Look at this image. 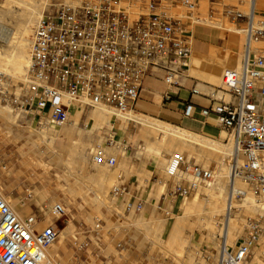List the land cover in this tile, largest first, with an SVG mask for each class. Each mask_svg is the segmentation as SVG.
Instances as JSON below:
<instances>
[{
  "label": "built area",
  "instance_id": "obj_1",
  "mask_svg": "<svg viewBox=\"0 0 264 264\" xmlns=\"http://www.w3.org/2000/svg\"><path fill=\"white\" fill-rule=\"evenodd\" d=\"M211 5L220 0H208ZM199 0H48L35 23L30 38L29 66L23 94L16 95L0 74V101L24 117L55 126L69 122L72 105L103 106L118 112L131 110L138 101L144 81L160 78L167 87H181L192 51V35L187 21L193 17ZM250 2V7H251ZM184 9L186 16L173 11ZM221 15L243 22L245 44L239 70H224L221 85L202 95L209 105L198 114L214 118L231 137L235 158L228 182L229 201L240 200L233 182L248 185L252 196L263 206L260 214L246 219L242 235L233 250L223 245L216 264H264V54L251 53V40L261 41L264 18L261 13L253 28V11L243 14L237 6H221ZM167 92L165 97H169ZM195 108L186 104L182 115L192 118ZM105 145V146H104ZM107 146L117 145L113 137L95 145L91 157L96 165L113 168L116 160L105 156ZM167 178L178 179L174 188L162 192L154 210L164 216V204L185 199L200 186L212 183L210 169L190 163L181 154L172 155L165 169ZM189 175L190 180L183 178ZM143 180L142 183H146ZM142 185L120 182L109 196L119 200L125 214H139L146 206ZM171 211H166V215ZM66 215L64 206L54 204V221L38 230L35 216L20 219L0 196V264H45L46 250L58 238L55 222ZM100 222L93 233L98 236ZM220 240H224L222 237ZM122 244H117L121 249Z\"/></svg>",
  "mask_w": 264,
  "mask_h": 264
},
{
  "label": "rangeland",
  "instance_id": "obj_2",
  "mask_svg": "<svg viewBox=\"0 0 264 264\" xmlns=\"http://www.w3.org/2000/svg\"><path fill=\"white\" fill-rule=\"evenodd\" d=\"M236 2L237 0H235V4L220 0L216 2V4L211 5L208 0H199L194 16L196 14L200 19H216L221 21L223 25L226 24L231 27L243 29V22H232L228 18H223L221 15V4L232 6L236 5ZM8 7L13 9L12 15L14 18L11 15L0 19V53L2 54L8 52L11 44L15 41L17 36L15 27L16 19L21 13V9L13 8L12 4L6 3V0H0V10L7 11L8 9H11ZM203 7L206 8V12L203 11ZM173 12L177 16L187 15L186 10L184 9H176ZM257 13H261L264 18V9L256 11L255 22L258 18ZM196 25H192L191 20L186 23L188 35H191L192 33L193 36L192 48L195 41L202 42V39L197 35V30L204 27ZM228 34L231 35L227 31L220 30L216 40L207 43L208 47L213 46L216 48V54L219 57H222L224 54L223 50L226 48ZM242 34L243 33H241V35L239 34L240 36H233L238 39L240 38L241 43H243L244 34ZM31 35L32 34L30 33L26 37L29 42ZM255 45L256 48H259L258 51L261 50L262 53L260 54H264V38L261 41H257ZM240 50H243L242 47ZM255 53L258 52H254V54ZM238 54L242 58V55L240 53ZM223 70L224 68H222L218 74V83L209 82L198 76L191 75L185 80L180 81L181 87H167L166 85L165 87L168 90H180L179 92L181 96L186 97L188 96L187 91H190L192 88L198 90V92L202 94H208L210 88L219 85L221 72ZM3 76L5 77L6 82H9L8 86L11 87L14 94H23V84L21 82L14 81L5 75ZM201 81H204L203 84L206 88L199 90L197 84ZM186 85H189L190 87H187ZM154 99L155 96L151 95L145 103L149 106H153L155 105ZM138 102L139 100L130 111L135 109ZM165 102L166 100L164 99V103ZM161 104L162 97L160 95V106ZM74 106L75 105H72V107ZM4 107L9 109L10 114L7 120L0 118V145L4 147L3 151L8 156L11 169H8L6 162L0 164V192L9 196L13 201H21L22 203L20 205L27 206L30 215L37 218V224L42 225L36 227L38 230H42L54 221L50 215L51 207L54 204L60 203L66 210V215L55 222L59 231L58 238L47 249L48 251L54 246L57 247V253L54 258L56 262L53 260L51 264H120L122 262L124 264H216L219 256V249L224 245V240H220V236L222 237V235L220 227L217 224V222L222 219V214L221 212H216V214L212 213L216 221L213 225V222H211L210 219L212 214L208 211L206 212V210H209L210 204L216 201L214 198L212 199L213 195L210 191L202 188L204 185L200 186L195 194L185 199L178 198L170 204L166 202L164 204V216L154 210L159 195L162 192L166 193L169 190H172L178 180L167 178L163 172L168 159L176 153L181 154L186 160L190 161V163L204 169H210L212 173H214L216 171L215 160L207 151H202L199 146L191 145L189 143H174L173 146V144L171 145L165 142V135L162 133H151V143L145 142L143 137L140 138L138 136L139 132L141 134L143 132V126L139 121H132L135 124L129 122L125 126L114 125L111 126V128L103 126L101 128H95L89 133L85 127V120L94 108L83 109L81 107L82 113L77 128L71 126L73 120L71 121L72 118L70 113L69 122L66 125L60 127L55 126V128L60 131V144L57 149H61V147L66 149L65 152H62L63 155H67V151L71 148L72 143H78L79 151L83 150L86 155V161L84 163H81L79 160L71 161L69 159V168L74 175L73 177L72 175L64 173L61 167L49 162L50 153L45 154L46 146L44 144H38L35 146L31 143V141H37L36 133L41 130L42 123L49 125L50 122L43 121L39 126L36 124L34 118L24 117V115L18 110L7 106L0 101V108ZM158 112L151 113V117L159 119ZM124 113L125 112H121V114ZM137 117L142 119L143 116L137 115ZM195 117L199 118L201 121H207L211 125L213 132L217 135V139H213V141L220 142L223 145L232 143L229 134L216 124L214 118L209 117L204 119L200 115ZM171 124L184 128L177 123ZM189 131H191V133L194 132V134H201L195 130ZM110 135L116 141L117 145L115 147L106 145L105 156L113 157V155L106 151L107 149H117L120 151L121 158L123 154L121 151L123 146L121 144H124L126 145L129 162L126 169H119L120 158L119 161L116 160V164L113 168H107L106 165H102L105 167L104 170H106V172L114 171V174L110 182L107 184L105 192L102 194H95L97 199L92 201V203L95 204L93 205L90 201V199L94 197L92 191L93 187L88 180L83 182L79 173L87 175L88 168L91 165L92 167L101 166L96 165L93 162L91 150L95 145L104 142ZM165 148L171 151L167 152ZM88 164L89 166L86 168ZM144 167L150 170L148 178L146 175H138L137 173ZM1 177L8 179L9 182L2 184ZM189 177V175L183 176L184 179L187 178L186 180H190L191 177ZM143 180H147V182L142 183ZM126 181H136L143 187L142 194L146 201V206L139 214L127 215L123 213V206L119 200L112 199L109 196V191L114 185ZM47 186L50 187L48 199L41 205H37V203L33 201V193L37 189L40 190ZM246 187L251 195L249 186L246 185ZM72 189L77 190V192L73 193L71 191ZM80 189H82L81 195ZM229 189L228 184L224 193L225 195H227ZM101 198H104L105 200H100ZM192 200L196 201L200 207L197 211L199 216L197 215L198 213L186 215L184 219L186 225L182 231V236L186 239V243L183 248L180 249V254H178V258H176L173 254H169L164 248H161L158 245L159 243H162V241L159 239L157 229L160 223L161 225L163 224L164 232L162 234V240L166 243L172 223L176 217L182 214L181 205H188ZM219 201L220 200H217L218 204ZM241 202V199L238 201L236 200L237 204H240ZM219 207L220 204L218 205V209ZM166 211H171V214L166 215ZM200 211L202 212L200 213ZM204 211L206 212V215ZM231 214L237 221L236 223L241 224L239 222L242 220V230L247 218L258 215L251 214L248 211L246 214V210L243 208L239 210L232 209ZM27 217L28 215L24 218ZM47 219L48 222L42 224ZM152 219H156V221ZM98 221L100 222L101 231L98 236H95L93 233L89 232L93 230ZM66 229L67 231H65ZM137 230H142V235L139 234ZM241 233L236 238L237 240H235L236 244ZM152 237H154L153 240H155L156 244L155 242L151 243L152 246L150 247L142 244V241H148ZM235 241L232 246L234 248L236 246ZM123 242H125L126 245H123ZM119 243L123 246L121 249L117 248V244ZM232 249L233 248H231V250Z\"/></svg>",
  "mask_w": 264,
  "mask_h": 264
},
{
  "label": "bare ground",
  "instance_id": "obj_3",
  "mask_svg": "<svg viewBox=\"0 0 264 264\" xmlns=\"http://www.w3.org/2000/svg\"><path fill=\"white\" fill-rule=\"evenodd\" d=\"M225 1L228 3L235 4V0H225ZM250 2L252 5L251 7H250ZM6 3L12 4L13 8L21 9V13L16 19L15 27H16L17 36L15 38V41H13L11 46L9 44L10 49L8 50V52L4 54L0 53V74H3L13 79L14 81L21 82L24 87L25 82H26V71L29 66V49H30V42L26 37L30 33L31 34L33 33L35 23L41 17L42 12L46 8L47 0H6ZM222 5L223 4H221L220 6ZM232 6H237L238 9L243 14H247L249 10L253 11L254 21H253L252 32L254 33V30L257 28V24L255 22L256 11L259 9L260 10L264 9L263 8L264 0H237L236 5H232ZM8 8H11V7H8ZM203 11L206 12L205 7H203ZM12 12H13L12 8L8 9L7 11L0 10V19L11 16ZM258 14L259 13H257V16ZM193 24L195 25L197 24L198 26L200 25L205 26V27L212 28V29L224 30L230 33L231 35H239V34L241 35V33H243L244 34V35L242 34L244 36L243 43H241L240 38L238 39V43H239L240 48L242 47V49L244 50L245 35H246L245 33L246 27L244 25H243L244 26L243 29H239V28L228 26L226 24L223 25L221 21H218L216 19L210 20L206 18L200 19L198 21H196V18H193L192 25ZM263 38H264V35H263ZM256 42L257 41H254V40L250 41V44H249L250 52L251 53H254V52L262 53L261 50L258 51L259 48L255 47ZM242 56H243V52H242ZM241 61H242L241 56H239L238 53H234L231 51L225 52L222 57L215 56V55H210L206 57V56H202L200 54L192 52L188 59V64L185 68V76H191L194 73V71H196L197 68L203 65L209 70L211 81L217 82L218 74L220 73L222 68H224V70H227V69L239 70L241 66ZM223 71L221 72V76H222ZM221 76H220V83L217 87L221 85ZM217 87H214L208 91H211L213 89L216 90ZM198 88H201V87L199 86ZM93 108H94L93 111L86 118V126L88 127L87 132L89 133H91L95 128H101L105 123H109L112 120H117L121 124L127 123L129 121H134V122L139 121L143 126L144 134L162 133L165 135L164 140L168 144H171V145L173 144L174 146V143H181V144L189 143L191 145L199 146V148L202 151H207L209 154H211V156L214 157L215 164H216V171L213 173L214 180L212 183L205 184L202 188L204 190L210 191L213 195L212 199L214 198L216 202L211 203L209 210H206V212L208 211L210 214L212 213L216 214V212H221L222 219L219 222H217V224L220 227L221 235L224 238L225 249L226 250H231V248L234 249V247H232L234 244V241L237 240L236 238L242 231V222H241L242 220L240 219L241 218L240 217L239 219L241 221L239 223L241 224L236 223L237 221L235 220V218L232 217V214H231L232 209L239 210L243 208L246 210V214H247V211L251 214H260L263 206L252 196V194L250 195V191L247 189L246 184H244L242 181H239V180L234 181L232 186L235 192L244 193V196L241 198L242 202L240 204H237L236 200L235 201L232 200L231 202L229 201V192L227 193V195L224 194L226 190V186H228L229 184L228 176L230 172L231 162H233L235 158V149L233 148L232 143H228V145H223L220 142H216L213 140L203 138L197 134L191 133L187 130L174 127L172 125H169L163 122H160L158 120L150 119L148 117H142V119H140L137 117L136 114L132 112L125 111L124 114H121V112L115 111L108 107L95 106ZM71 111H72V114L70 116L73 120L72 126L73 128H77L78 122H79V119L82 113V108L77 107L75 105L74 107H72ZM127 111H130V110H127ZM9 114H10V111L8 108L6 107L0 108V118L7 120L9 118ZM44 121H48V120H44ZM36 124L38 125V121H36ZM59 132L60 131L56 129L55 125L52 124L51 122L49 123V125H45L42 123L41 130L38 133H36L37 141L36 142L31 141V143L35 146H37L38 144H44L46 146L45 154L50 153L49 162L56 164L58 167H61L63 169L64 173L72 175L74 177L73 173L71 172L69 168L70 160L71 161L79 160L81 163H84L86 161V155L84 154L83 150L79 151L78 143H72L71 148L67 151V155L66 154L63 155L62 152H65L66 149H64L63 147H61V149H57V147L60 144ZM166 151L170 152L171 150L166 149ZM119 152L113 154V158L118 161L120 158ZM166 166H165V169H166ZM163 172L165 173V170H163ZM165 176H166V173H165ZM230 185L231 184H229V188H230ZM49 191H50L49 186L43 187L40 190L37 189L33 193V201H35L37 205H41L45 200L48 199ZM0 196L8 203L10 208L15 212V214L20 219L29 218L30 213H29L28 207L25 205H20L22 203L21 201L19 200L13 201L9 197L3 196V193L1 192H0ZM102 199L105 200L104 198H101L100 200ZM217 200H220L219 209H218L219 204ZM53 206L51 207V210H50L51 216H52ZM199 209H200L199 205L194 200H192L190 204L188 205H181L182 214L176 217L174 222L172 223L167 242L166 243L162 242V243H159L158 245L161 248H164V250L167 251L169 254L171 253V255L173 254V256L178 258V254H180V249H182L184 244L186 243V239L182 236V231L184 230L185 225H186L184 219L186 215L194 214V213L197 214L198 213L197 211ZM201 212L202 211H200V213ZM206 212H205V215H206ZM213 214L211 215V217L210 216L208 217H210L211 222H213L212 224L214 225L215 224L214 222L216 221L214 219ZM27 215L28 217L24 218ZM197 215L199 216V213ZM47 222H48V219L42 224H46ZM40 226L42 225H39L37 223L35 224V227H40ZM65 231H67V229ZM235 244H236V241H235ZM221 250H222V247H220L219 252H221ZM56 253H57L56 246L52 247L48 251L46 250L45 264H51V262H53L56 256Z\"/></svg>",
  "mask_w": 264,
  "mask_h": 264
},
{
  "label": "crops",
  "instance_id": "obj_4",
  "mask_svg": "<svg viewBox=\"0 0 264 264\" xmlns=\"http://www.w3.org/2000/svg\"><path fill=\"white\" fill-rule=\"evenodd\" d=\"M196 26H198V25H196ZM203 27L204 28H200V29L197 30V35H198V37L200 39H202V42L201 41H195L191 53L192 52L193 53H197V54H200V55L206 56V57L210 56V55L217 56V54H215L216 53V48L213 47V46L212 47H208L207 43L208 42H214L216 40V38L218 36V32L220 30L219 29L208 28V27H205V26H203ZM205 28H207V29H205ZM191 35H192V33H191ZM228 37L229 38L226 41V48H224L223 52L225 53V52L231 51V52H234V53H240L242 55L243 50H240V46H239V43H238V38H235L233 35H229V34H228ZM202 47H203V49H202ZM233 48H235V49H233ZM193 75L194 76H198V77H200L203 80H207L209 82H212L211 78H210L209 70L203 65L200 66L199 68H197L196 71H194V73L192 74V76ZM187 77H190V76H187ZM184 80H185V78H184ZM203 83H204V81H201V82H199L197 84V88L199 86L201 87V88H198L199 90H202V89L206 88V86ZM186 86L190 87L189 85H186ZM210 89H212V88H210ZM179 91L168 90L159 77L158 78L148 77L144 81L143 89H142V91L140 93V96H139V99H138L139 102L137 103L135 109H133L132 111H126V112H132V113H134L136 115H142L143 117H148L150 119L158 120L160 122H163V123H166V124H169V125H172L174 127H178V128L184 129V130L189 129V130L198 131L201 134H197V133H195V134H197V135H199V136H201L203 138L209 139V140L217 139V135L213 132V129H212L211 125L207 121L206 122L205 121H201L199 118L195 117V116L199 115L198 111L201 108H205V107H207L209 105V100L207 98H205L203 96H199V95L190 96V91H187L188 92V96L187 97L186 96H181ZM182 91H185V90H182ZM167 92L170 93L169 97H165V94ZM200 94H202V93H200ZM151 95L155 96V99H154L155 105H153V106H149V105H147L145 103V101ZM160 95L162 97L161 106H160ZM202 95H206V94H202ZM164 99L166 100L165 103H164ZM188 103L192 104L194 106V108H195V112H194V115H193L192 118H185L182 115L183 109L185 108L186 104H188ZM156 112H158V118L159 119L151 117V115H150L151 113H156ZM69 113L71 115L72 111H70ZM71 121H72V119H71ZM129 122H132V121H129ZM129 122L121 124L117 120H113V121H111L109 123H105L103 126H106L107 128H111V126H114V125L115 126H125ZM167 122L177 123L179 125H182L184 128L176 126V125H173L171 123H167ZM132 123H134V122H132ZM71 126H72V124H71ZM85 127L88 128L86 126V120H85ZM189 130H187V131H189ZM189 132H191V131H189ZM192 133H194V132H192ZM138 136L140 138L143 137L145 142L151 143V141H150V139L152 138L151 134H144V132H142V134H141L139 132ZM121 145L123 146V149L121 150L123 154H122V156L120 158V167H119V169H126V167L128 166L129 157H128L127 152H126V145H124V144H121ZM3 149H4V147L2 145H0V164L6 162L8 169H11L9 161H8V156L4 153ZM106 151H108V153H110L111 155H113L114 153L119 152V150H117V149H107ZM88 166H89V164L86 166V168H88ZM90 167L88 168L87 175H84L83 173H79V175H80L81 180L83 182L85 180H88L91 183L90 185L93 187L92 191L94 193V197L90 199V201L92 203L93 200L97 199V198H95V194H102V193L105 192L106 186L110 182V180L112 179L114 171L106 172V170H104L105 167H103L102 165L101 166H93V167L91 165ZM137 173H138V175H141V174L142 175H146V177L148 178V176H149L148 174L150 173V170H148L146 167H144ZM1 182H2V184H5V183H8L9 180L4 178V177H1ZM132 182L133 181H126V182H123V183L131 184ZM71 191L73 193L77 192V190H75V189H72ZM80 192H81L80 193V195H81L82 194V189H80ZM3 195L7 196L4 193H3ZM7 197H9V196H7ZM92 204L95 205L94 203H92ZM152 220L156 221V219H152ZM137 232L139 234H141V235L143 233L142 230H137ZM157 232L159 233V239L162 242H164L162 240V234L164 232L163 231V224L162 225H161V223L159 224ZM153 239H154V237H152L148 241L147 240L146 241H142V244L150 247V246H152L151 243H153V241L155 242V240H153ZM123 245H126L125 242H123ZM120 264H124V263L122 262Z\"/></svg>",
  "mask_w": 264,
  "mask_h": 264
}]
</instances>
